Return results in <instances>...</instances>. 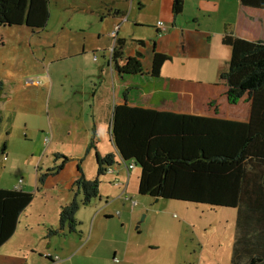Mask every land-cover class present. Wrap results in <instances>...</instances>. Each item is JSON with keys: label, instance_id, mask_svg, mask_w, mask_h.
<instances>
[{"label": "rangeland", "instance_id": "374dc122", "mask_svg": "<svg viewBox=\"0 0 264 264\" xmlns=\"http://www.w3.org/2000/svg\"><path fill=\"white\" fill-rule=\"evenodd\" d=\"M107 2L110 0H48L49 18L44 28L32 29L24 24L0 26V81L3 83L0 148L5 142L9 156L7 160L0 154V167L3 163L6 165L2 173L4 184L33 176L35 170L45 173L60 162V158H55L57 153L68 159L84 154V147L76 140L84 136V122L91 120V110L88 106L83 108L81 100L83 92L89 96L92 82L88 79L85 89L79 84L84 78L82 67L90 69L95 59L92 52L88 58L62 60V55L74 51L86 40L101 47L100 62L101 52L109 45L108 39L112 44L115 37L112 34L115 26L96 12H105ZM223 47L224 52L218 54L221 66L227 64L230 54L229 47ZM104 140L103 146L109 143L106 131ZM118 160L121 167L126 165L122 159ZM93 161V158L86 160L85 167ZM131 172L126 194L137 200L134 213L130 210V200L122 197L121 201H111L112 195H109V208L115 216L107 220L101 215L102 220L92 226L96 207L91 203L80 206L75 214L80 222L78 232L64 231L54 236L62 242V254L59 249L53 252L55 261L59 264H229L235 208L167 198L156 200L138 193L139 166H134ZM100 180L104 196L117 189L108 174ZM118 212L128 213L123 227L118 221L121 218ZM37 215L34 211L32 217ZM91 232L92 238H96L94 243L83 247ZM17 233L8 246L11 251L19 249V240L24 239L20 230ZM48 237L46 234L41 240L45 248ZM114 241L127 250L128 258L109 252ZM40 256L37 264L49 262L47 254Z\"/></svg>", "mask_w": 264, "mask_h": 264}, {"label": "crops", "instance_id": "0c3cea01", "mask_svg": "<svg viewBox=\"0 0 264 264\" xmlns=\"http://www.w3.org/2000/svg\"><path fill=\"white\" fill-rule=\"evenodd\" d=\"M173 3L174 0H110L106 3L105 12L96 11L98 16L115 26L112 30L115 37L112 44L111 39H108L109 45L101 52L100 62L98 52L102 50L101 47L99 44L87 43L86 40H83L74 51L62 55V60L83 56L88 58L91 52L93 60L96 56L90 69L82 67L84 78L79 84L85 89L87 80L91 79L92 82L89 96L83 92L81 100L83 108L88 106L91 110V120L88 123L84 122V136L76 140L82 144L85 152L68 159L61 169L47 171L45 181L39 189L36 187V170L33 176L20 177L12 184H4L2 173L6 165L4 163L1 165L0 187H19L33 192L34 197L20 214L13 234L0 246V264H37L38 258L42 257L40 254L43 253L51 257V259L46 257L49 261L46 264H59L54 260L53 252L59 249L62 254V242L61 239H54V236L69 231L66 227L58 228V213L60 207L68 203L75 194L78 199L82 197L74 185V181L80 175L79 166L85 177L96 176V153L100 155L115 153L116 162L108 167L102 176L108 174V178L114 179L112 183L117 189L112 194H105L106 196L99 189V195L87 204L91 203L96 207L92 226L96 221L102 220L101 215L107 220L115 216L109 208L111 201H121L122 197L129 200L130 197L126 193L133 168L128 169L127 164L121 167L118 159L122 158L116 154L110 131L114 105L127 103L130 106L159 111L238 121L248 119L250 103L247 96H242L236 103H230L226 96L225 80L221 79L220 75L227 70L229 59L226 65L221 66L218 54L224 52L223 46H227L222 38L228 32L247 40H264V9L242 5L239 0H184L182 11L175 15L172 11ZM160 21L162 25H159ZM116 39L123 41L122 59L118 61V65L122 66L126 58L140 52L143 68L141 73H119L115 68V64L110 60V49L114 47ZM154 52L168 56L157 76L150 72ZM105 131L109 136V143L103 146ZM91 139L95 147L86 152ZM7 152L6 148L5 156L9 158ZM91 158L94 159L93 164L85 167V161ZM2 160L6 161L3 157ZM50 192L54 195L52 196ZM109 195H112L111 201ZM135 201L134 205L130 203L132 213L136 210L134 207L137 200ZM34 211L38 213L35 218L32 217ZM128 213L121 215L120 212L117 213L121 216L118 221L122 227L126 224ZM34 220H37L36 223ZM98 227L97 223V229ZM48 228H57L59 232L49 235L45 248L41 245V240L48 235ZM18 230L24 239L19 240L17 245L19 249L11 251L8 246L19 235ZM91 234L92 232L83 247L94 243L93 239L96 238H92ZM52 244L55 246L51 247ZM111 251L114 256L122 254L129 257L127 250L119 247L115 241L109 252Z\"/></svg>", "mask_w": 264, "mask_h": 264}, {"label": "trees", "instance_id": "16d2710c", "mask_svg": "<svg viewBox=\"0 0 264 264\" xmlns=\"http://www.w3.org/2000/svg\"><path fill=\"white\" fill-rule=\"evenodd\" d=\"M242 5L264 9V0H239ZM184 0H174L172 11L179 14ZM49 18L48 0H0V26L26 25L42 29ZM230 47L225 80L226 96L236 103L249 99L246 121L215 118L152 108L116 104L110 131L116 154L124 163L139 166L138 193L151 197L182 200L236 209L235 232L229 264H264V40H247L231 32L222 38ZM122 39L117 40L110 60L119 73H141L142 54L126 58L122 66ZM168 56L154 52L151 74L157 76ZM3 83L0 81V101ZM0 112V125L2 123ZM91 139L86 152L94 148ZM6 143L0 148L5 156ZM60 162L47 171L61 169ZM116 162L115 153H96V176L80 175L74 181L81 198L62 205L58 228L77 232L76 211L99 195L100 177ZM46 171V172H47ZM37 173V189L47 173ZM40 185V186H39ZM33 192L19 187H0V246L15 231L20 214L30 204ZM131 201V199L129 198ZM48 235L57 228H48ZM51 259L49 255L46 256Z\"/></svg>", "mask_w": 264, "mask_h": 264}, {"label": "built area", "instance_id": "2783aa9c", "mask_svg": "<svg viewBox=\"0 0 264 264\" xmlns=\"http://www.w3.org/2000/svg\"><path fill=\"white\" fill-rule=\"evenodd\" d=\"M162 24H163V23L160 21V22H159V25H162ZM112 50H113V47L110 49V58H111V56H112ZM94 59H96V56H94ZM133 167H134V164H133V163L127 165V168H128V169H131V168H133ZM19 183H21V180H19ZM131 203H132V205H134V204L136 203V201L133 200V199H131ZM54 258H55V257H54Z\"/></svg>", "mask_w": 264, "mask_h": 264}, {"label": "water", "instance_id": "95a60500", "mask_svg": "<svg viewBox=\"0 0 264 264\" xmlns=\"http://www.w3.org/2000/svg\"><path fill=\"white\" fill-rule=\"evenodd\" d=\"M158 199V197L156 198V200Z\"/></svg>", "mask_w": 264, "mask_h": 264}]
</instances>
